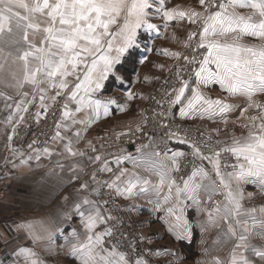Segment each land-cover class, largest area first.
<instances>
[{"label": "snow or ice", "instance_id": "obj_1", "mask_svg": "<svg viewBox=\"0 0 264 264\" xmlns=\"http://www.w3.org/2000/svg\"><path fill=\"white\" fill-rule=\"evenodd\" d=\"M167 2L0 0V85L13 89L15 93L12 96L0 91V100L5 102L4 107L8 110L4 123L12 130L8 135L10 151L23 156V153L11 148V141L17 126L24 121L29 105L39 100V110L35 113L39 123L62 98L64 103L60 119L56 121L55 134L51 140L61 144L63 152H54L47 146L34 148L37 141L33 140L28 145L32 155L21 159L20 164H28L33 156L36 161L53 155L66 154L67 159L87 156L85 151L74 148V143L80 142L82 132L101 114L105 117L111 114L109 106L116 104V100L97 99V94L109 79L123 82L125 78L120 69L139 49L141 30L159 37L160 28L167 29L171 22L186 20L190 24H198L199 32H189L184 47L191 48L193 53L204 49L203 58L198 60L195 55L183 57L185 65L192 66L191 75L183 79L181 69L177 68L180 86L168 94L169 111L173 106L180 105L181 118L203 120L219 115L223 119L238 106L228 103L227 97H243L247 104L241 116L245 115L248 108L259 112L258 116L246 117L250 123L242 127L248 128L247 136L234 137L230 145L212 149L210 154L205 155L200 144L186 137L181 138L177 132H170L169 139L187 144L194 158L207 161L211 166V171L202 165L194 166L190 175L181 177L182 184L177 182L173 173L181 171L184 152H172L171 155L167 152L162 155L158 151L143 152L142 149L151 147L143 145L137 148L140 153L137 157L131 154L116 156L112 161L118 166L115 172L108 159L101 155L87 156L93 164L102 162L91 175L96 187L91 188L90 195L98 196L105 187L125 200L144 197L149 193L157 197L162 195L163 204L169 205L165 209L166 217L162 219L173 218L169 231L178 242L192 236V226L185 210L195 206L197 212L207 217L205 224L201 225L202 232L209 227L220 229L213 240L214 245L235 241L226 259L216 256L208 264H256L253 257L264 264V247L251 243L254 237L264 240V206L258 209L245 208L243 204L245 199L253 197L251 192L245 196L244 185H255L264 194V103L255 99L257 94H264V43H242L244 37L264 41V0H199L201 11L179 5L169 8ZM237 9L249 11L242 14ZM154 19L161 20L162 24L153 23ZM193 43L195 47H192ZM163 54L177 60L181 56V53L169 52L167 49L163 50ZM209 85H219L227 96L224 99L206 96L201 89ZM189 91L191 95H187ZM133 98L134 94L127 93L128 100ZM160 103L157 101V104ZM118 107L121 112L125 111V106ZM81 113L82 118L78 116ZM160 115L167 114L162 112ZM75 125L82 127L73 132L72 127ZM139 130L137 125L136 131ZM126 134L120 133L117 138ZM216 143L221 144L222 141ZM88 147L92 152L96 151L91 141ZM203 147L210 146L205 144ZM222 153H230L236 163L223 164ZM124 162H130L133 169H142L148 176L119 167ZM56 166L63 172L65 165L61 161L57 160ZM227 168H231V171H225ZM69 171L72 177L68 182L71 183L80 179L78 173L84 171V165L72 163ZM97 172L113 175L111 179L101 181L96 179ZM56 175L59 176V173ZM152 176L157 178L156 181L151 179ZM88 189L89 183L85 181L75 191ZM216 196H222L223 199L216 200ZM64 200L67 201L68 197L65 196ZM148 202L155 203V210L162 207L159 201L149 199ZM107 204L108 201L101 203L87 196L79 198L71 211L63 213L61 218L70 221L73 216H78L84 229L83 235L73 228L65 237L66 244L60 247L65 248L66 254L78 264H149L139 253L132 258L121 251L118 241L108 243L121 221L107 212ZM113 221L116 224L109 226ZM16 228L25 230L34 244L44 240L51 244L53 231H63L58 227L53 230L43 224L37 231L36 225L32 223H21ZM140 239L143 241L144 237ZM130 247L136 253L131 244ZM204 251L207 253L208 250ZM165 254L175 255L167 250ZM13 255L16 264L21 261L22 264H44L32 248L20 247ZM155 255L160 253L156 252Z\"/></svg>", "mask_w": 264, "mask_h": 264}, {"label": "crops", "instance_id": "obj_2", "mask_svg": "<svg viewBox=\"0 0 264 264\" xmlns=\"http://www.w3.org/2000/svg\"><path fill=\"white\" fill-rule=\"evenodd\" d=\"M184 6L185 5H182L180 7L188 8ZM167 7L171 8V7H175V5L169 3L168 0ZM237 10L243 11L244 13L242 12V14H247V12L249 11L247 9H237ZM152 22L156 24H162V21L159 19H154L152 20ZM186 24H189V22L186 20L182 22H171L167 29H165L164 27L160 28L161 35L159 37H157L155 33L149 34L141 30L142 38L140 40V47L139 49L135 50L132 56L130 57H135V61L139 64L141 60L146 61L147 59L149 60L153 56L154 57L157 55L167 56L163 54V50H165V48H162L159 45V43L162 42L164 38L166 39L167 35H169L167 48H170L171 45H174L177 48L181 47L179 41V36L181 35H176V31L177 30L180 31L182 28H184ZM183 36L186 38V35L183 34ZM173 37H175L176 39H173ZM244 38L247 39L252 38L259 42H263L253 37H244ZM244 41L246 40L243 39L242 43ZM177 48H175V50L174 49L173 50L167 49V50L169 52H178L179 50ZM144 49L145 50L153 49V51L146 50L147 54H144L143 52ZM141 56H145V57L142 59ZM174 65L175 64H173L172 69L175 68ZM133 75H132L133 77L131 78L139 76V71L136 72L134 71ZM124 78L125 79L123 80V82H119L112 79L113 80L112 89L118 91L119 96L118 94L114 95L111 92H109L111 88L108 90L107 85L109 83L108 81L105 82V87L97 94L96 98L101 100L112 98L116 100V104L109 106V112L111 114L106 117L103 114H101L98 120H96L93 124H91L90 127H88L86 130L82 132V139L80 140V142L74 143V148L79 149L81 151H85L87 153V156L95 157L96 155H101L102 157L108 159L110 162V166L113 168L114 172L118 170V166L114 162H112L116 156L131 154L132 156L137 157L140 155V153L135 152L133 150L126 152H124L125 151L124 150L123 152L118 154H112V153L107 154L100 147L102 137L104 135H107L108 133L103 129L101 130L97 129V127L101 125L100 123L104 119L107 118L109 119L110 116L116 117V115H120L124 113L125 111L121 112L118 106L123 105L126 108L129 101H133V100L136 101V99L139 100L141 99V95L143 94L142 93L143 88L141 87L139 88L138 87L139 85L135 84L136 81H133V79L131 81L126 77ZM0 91H4L9 95L15 96L13 89L5 88L3 85H0ZM129 92L134 94V98L131 100L127 99V93ZM30 98L31 97H29V99ZM147 102H148V97H147V101L145 99V102L143 103L141 110L142 112L139 115L138 120L136 121L138 122L137 124H141L142 122V115H143L142 113L145 104ZM4 103L5 102L3 100H0V171L2 177L5 178L4 188L0 192V262H5V264H16V257L13 255V253L16 250H18L20 247L32 248L34 251L38 253L40 259L44 262V264H62L64 262L62 259L65 258L71 261H75L73 257H70L69 255L66 254V249L61 248L60 246L66 244L65 237L68 236V233L73 228H75L78 232H80L81 235H83L84 229L80 224V220L78 216H73V219L70 221H65L61 217L63 213L70 212L72 205L81 197L87 196L89 199L98 200L102 203V196L100 194L98 196L90 195L91 188L96 187V185L91 181V175L96 169H98L101 166L102 162L93 164L88 160L87 156H85L84 158L78 157L75 159H67L65 158L66 156L65 154V156L53 155L50 158L42 157L41 160L39 161H36L35 157L33 156L32 160L29 161L28 164H23V165L20 164L21 159H27L29 155H32V149L30 151L24 152L23 156L18 154L14 155L13 152L10 151L8 135L11 132V127L4 123L8 115V110L5 109ZM35 103H37L36 110L38 111L39 100L37 99ZM78 116L82 118L83 113L78 114ZM209 121H214V120L212 119ZM131 122H129L126 125V127H124L122 130L126 131L127 129H129L130 125L132 124ZM81 127L82 126L80 125H75L72 127V131L74 132ZM110 131L111 133L110 132L109 133L112 134V132L115 131V129L113 128ZM65 135H71V133H65ZM89 141H91L92 146L95 147L96 149L95 152H92L91 149L88 147ZM171 145L176 146L180 144L171 143ZM46 146L53 149L54 152H63L62 145L53 142L52 140ZM11 148L16 149L13 146L12 142H11ZM172 150H173V146L170 151H166L167 154L171 155L173 151L182 152L181 148L178 147L177 149L173 151ZM142 151L151 152L147 148L142 149ZM158 152H160L162 155L165 153V151L162 152V150ZM57 160L61 161L65 165L63 172H60L59 168H57L56 166ZM72 163L83 164L84 171L78 173L80 177L79 180L69 183L68 181H70L72 177V173L69 171V167L71 166ZM203 166L207 168L209 171H211V166L208 164L207 161L206 162L204 161ZM119 167L127 168L130 172L137 171L140 173L141 176H148V173H145L142 169H133V166L130 162H124ZM50 170H53L51 175H49ZM56 173H59V176H57ZM112 175L113 174L110 173L111 178ZM151 179L153 181H156L157 178L155 176H152ZM85 181L89 183V189L81 192L75 191L76 189L79 188V185ZM247 186L253 190L252 198L255 197L264 198V194H261L259 192V189L255 185L249 184L246 185V187ZM65 196L68 197L67 201L64 200ZM161 196L157 197L154 193H149L144 197H136L128 200H125L122 197L120 198L123 201L124 209L131 216L133 225L139 227L140 230L145 231L148 230L147 228L148 225L150 226L154 224L162 228L163 232L158 236L157 231L154 230L156 234L154 235V237H152V239L159 238L160 240L161 238L167 236L173 241L178 242L175 239L173 233L169 231V224L173 222V218L167 217V219H162V217H166L165 210H161V209L155 210V203L148 202L149 199L156 202L157 200L160 199ZM202 198H203V194H202ZM161 205L164 204L161 203ZM190 209H191L190 210L191 213L188 212L187 209L185 210V215L192 226V236L190 239H194V236L196 237V233H197L199 237L198 241H200L201 239L203 240L204 236L206 235V231L204 232L201 231V225L205 224L207 217L205 214L197 212L195 206H191ZM21 223H32L36 225L37 231L40 230L41 224L53 230H55L58 227L63 231L61 232L53 231V240L51 244H49L47 240L34 244L25 230L22 229L18 230L16 228V225ZM210 229L220 231V229L209 227L208 230ZM148 231L151 232L152 230H148ZM188 240L189 239L180 241V243L189 246L190 242ZM252 242L253 240H251V243ZM228 243L234 244L235 241H229ZM228 243H225L223 245L225 246ZM256 245L260 246L258 244ZM221 247L222 245H220V247H215V249H220ZM49 248H51L52 250L49 251L48 250ZM161 250L162 251L166 250V248H161ZM161 250H159V252ZM230 250L227 253H229ZM167 252L171 253L168 250ZM216 256H220V253H218ZM226 258L227 257H225V259ZM253 259L257 261L256 264H261V262L257 258L253 257ZM20 264H22V261L20 262Z\"/></svg>", "mask_w": 264, "mask_h": 264}, {"label": "rangeland", "instance_id": "obj_3", "mask_svg": "<svg viewBox=\"0 0 264 264\" xmlns=\"http://www.w3.org/2000/svg\"><path fill=\"white\" fill-rule=\"evenodd\" d=\"M169 3H172L175 6L185 5L184 7L194 8L197 11L202 10L201 6L199 5V0H169ZM238 12L242 13L243 11H238ZM199 30H200V27L198 24H190V23L186 24L184 28H182L180 31L177 30L176 35H181L179 36V41L181 44L179 45L181 47H178V48L174 45H171L170 48H167L169 35H167L166 39L164 38L163 41L159 43V45L165 49L175 50V48H177L179 50L178 52L181 53L180 59L178 60H176L175 58H171L168 55L167 56L157 55L155 57L153 56L149 60L147 59L143 63L138 64L135 61V57H129L128 60L123 64V67L121 68V71H120L121 75L123 77L130 79L131 81L132 79L133 81H136L135 84L139 85L138 86L139 88L140 87L143 88L142 89L143 94L141 95V99L139 100L136 99V101L134 100L129 101L127 107L125 108L124 113L120 115H116V117L110 116L109 119L108 118L104 119L100 123L101 125H99L97 129L98 130L103 129L104 131L108 132L107 135H104L102 137L101 144H100L101 148L104 144V141L106 139H109L110 137H115V136H118V134L120 133H127L128 131L136 130L137 125H139L140 129L142 128L144 115H142L141 124H137L138 122L136 121L138 120V117L142 112L141 110H142L143 103L145 102V99L147 101V97H148V101L150 100L152 93L155 91V89L159 85V81L169 77V75H171L172 72L175 70L176 65L183 59L185 53L187 52V49H189V48L184 47V42L187 40L188 33L189 32H199ZM182 33L186 35V38L183 36ZM243 39L246 40L243 42L246 44L258 45V44L264 43V41L259 42L252 38L250 39L243 38ZM146 50L144 49L143 51L144 54H147ZM141 57L143 59L145 56H141ZM173 64H175L174 69H172ZM134 71L135 72L139 71V76L131 78L134 76L133 75ZM112 81H113L112 79L108 80L109 84L107 85V88L108 90L111 88L109 92H111L114 95L118 94L119 96L118 91H115L112 89L113 87ZM192 83L193 84L195 83L194 79ZM201 90L204 92L206 96L213 98V99L215 98L224 99L227 96V94L224 93L221 89L219 90V85H209L207 88H202ZM187 95H191L190 91L187 93ZM255 99L261 103H264V94H257ZM227 102L236 104L238 106L233 111L227 113L223 119L219 115L212 118L214 121H209L212 119H207V118L203 120L199 118H193V119L181 118L179 115V108L181 107L180 105H176L173 107L170 113V119L171 121L174 120L178 122L179 124H181L182 126L186 128H189V127L195 128L196 130H199L202 134L204 135L206 134L209 138H211L212 142L215 143V145H218L216 143V141L218 140L222 141V144L230 145L234 137L242 138V137L247 136L248 128L242 127V125H246L250 123V121L246 117L258 116L259 112L258 110L254 108H248L247 111L245 112V115L241 116V111L246 107V104H247V101L243 97H227ZM144 109H143L142 114H144ZM224 120H226L227 122L225 123ZM129 122L132 123L130 125V128L127 129L126 131H123L122 129L126 127V125ZM113 128L115 129V131H113L112 134H110L111 133L110 130H112ZM164 141L165 139H162V138L152 140L148 143V145H151V147L147 149L149 151H161L162 147L164 145H167V143H165ZM174 143H178V142H174ZM169 146H170V150L172 149V146H173V150L177 149V147L181 148L182 152L184 153L187 149V146H185L184 144L176 145L177 147L174 145H170V144ZM126 151H131V149H126L124 152ZM221 161L223 164H229V165L236 163V160L232 157L230 153H222ZM203 165H204V162H203ZM181 167H182V164H181ZM225 171H231V168H227L225 169ZM183 173H184L183 170H181L173 174L174 178L180 184H182L181 177L186 178L188 175L191 174V173H188L186 176ZM105 175L107 176V180L111 179L110 173L105 172ZM213 178L215 177L213 176ZM243 187H244L245 196H247V193L249 192L252 193L253 190L251 188H249L248 186L246 187V185H244ZM105 190L109 191L106 187L102 189L100 193V195L102 196V202L104 201L103 194ZM113 194L114 196H116L114 192ZM116 199H117L118 204L123 209V211H125L127 214L128 221L130 223L129 226L138 234L137 239H135L137 250L142 252V255L144 258H145V255H148L149 260L147 261L149 262V264H208V262H210L213 257H216L218 253H220V256L218 257H220L221 259H225V257H227L228 255L227 252L231 249L233 245V243H228L225 246L222 245L220 249H215V247H220V245L213 244V240L217 238L219 231L212 230V229L208 230V232L206 231V235L204 236V239L203 240L201 239L200 241H198L199 237H198V234L196 233V237L194 236V239L188 240L190 242L189 246L182 244L180 242H175L172 239L168 238L167 236H165L164 238H161L160 240L159 238L152 239V237H154V235L156 234L154 230L157 231V235L159 236L163 232L162 228L152 224L150 226L149 225L147 226L148 230H152L151 232H149L148 230H145V231L140 230L139 227H136L135 225H133L131 216L124 209L123 207L124 204L121 198L116 196ZM161 199H162V196L157 201L160 202ZM214 199L222 200L223 197L216 196ZM161 203H163V199L161 200L160 204ZM186 203L190 204L191 202H186ZM243 204L245 208L256 207L258 209L260 206H264V198L255 197L251 199H245L243 201ZM168 206L169 205H162L160 209L165 210ZM186 209L188 212L191 213L190 207H187ZM222 227L224 226L222 225ZM140 237H144L143 241H141ZM252 240H253L252 242L253 244L264 246V240H261L259 237H254L252 238ZM161 248H166V250L170 251L171 253L174 252L175 255H170V254L167 255L165 254V250L162 251ZM205 249L208 250L207 253H205L204 251ZM159 250L161 251L159 252ZM156 251L159 252L160 255H155ZM62 260L64 261L62 264H78L77 262L68 260L66 258ZM0 264H5V262H0Z\"/></svg>", "mask_w": 264, "mask_h": 264}, {"label": "built area", "instance_id": "obj_4", "mask_svg": "<svg viewBox=\"0 0 264 264\" xmlns=\"http://www.w3.org/2000/svg\"><path fill=\"white\" fill-rule=\"evenodd\" d=\"M192 47H195L194 43ZM204 51L205 50L201 49L198 52L193 53L191 48H189L184 56L192 57L195 55L199 60L203 58ZM196 66L198 67V65ZM178 67L181 69V77L183 79L189 78L192 66L185 65V61L182 59L176 65L175 70L171 75H169V77L159 81V85L152 93L150 100L147 102L144 109L142 128L139 131H128L126 135H120L119 138H117L118 136H115L106 139L102 146L105 152L108 154H117L126 149L137 151V148H140L143 145H148L150 141L158 138L165 139V143H167V145L162 147V152L168 151L170 150L169 144L171 145V143L177 142L174 138L169 139L168 134L170 132H177L181 138L186 137L188 140L200 144L201 151L205 155L210 154L212 149H219L226 146L222 143L215 145L211 138H209L206 134H202L199 130L191 127L186 128L174 120L171 121L170 113L174 106L169 111V104L167 103V100L169 99L168 94L172 91V89L180 86L176 75ZM157 101H160L161 103L157 104ZM63 103L64 101L62 98L58 99V101L49 110L47 117L40 119L39 123H37L35 118L37 103L34 101L32 105H29V111L24 114V121L17 126V131L13 134V139L11 141L18 153L30 151L31 149H29L28 145L31 144L33 140L37 141V143L33 145L34 148H43L51 141V137L55 134L56 121L60 119ZM162 112L167 115H160ZM205 144L210 147H203ZM184 145L187 146V149L185 151V156L181 161V170H183V174L187 176L188 173H191L194 166H201L204 161L194 158L191 154L189 146L187 144ZM4 179L5 178L2 177L0 171V192L3 190L5 185ZM96 179L101 181L107 180V176L105 173L97 172ZM103 196L104 201H108L107 212H110L113 216L119 217L121 221L119 225H116L115 234L112 239L108 241V243L111 244L118 241L120 250L128 253L132 258H135L137 253L142 255V252L137 250L135 243V239H137L138 234L129 226L130 223L128 221L127 214L125 211L121 210L122 208L118 204L116 196H114L113 192L106 190ZM115 224L116 222L113 221L109 226ZM121 233L124 235H121ZM130 244L136 249V253L132 252ZM144 259L149 260L148 255H145Z\"/></svg>", "mask_w": 264, "mask_h": 264}]
</instances>
